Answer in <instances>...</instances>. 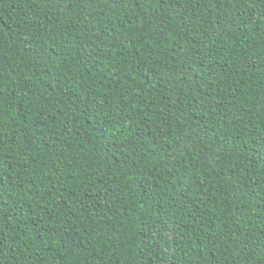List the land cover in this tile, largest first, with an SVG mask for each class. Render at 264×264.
<instances>
[{"label": "trees", "instance_id": "16d2710c", "mask_svg": "<svg viewBox=\"0 0 264 264\" xmlns=\"http://www.w3.org/2000/svg\"><path fill=\"white\" fill-rule=\"evenodd\" d=\"M0 264H264V0H0Z\"/></svg>", "mask_w": 264, "mask_h": 264}]
</instances>
